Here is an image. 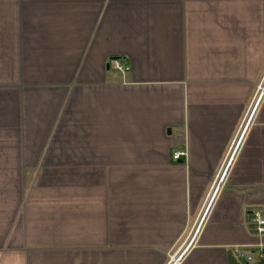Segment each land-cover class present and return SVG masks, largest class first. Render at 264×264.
Segmentation results:
<instances>
[{"label": "crops", "instance_id": "0c3cea01", "mask_svg": "<svg viewBox=\"0 0 264 264\" xmlns=\"http://www.w3.org/2000/svg\"><path fill=\"white\" fill-rule=\"evenodd\" d=\"M263 77L264 0H0V264H248Z\"/></svg>", "mask_w": 264, "mask_h": 264}, {"label": "built area", "instance_id": "2783aa9c", "mask_svg": "<svg viewBox=\"0 0 264 264\" xmlns=\"http://www.w3.org/2000/svg\"><path fill=\"white\" fill-rule=\"evenodd\" d=\"M109 66L122 72L125 73L128 69L129 66H127L126 64H124L123 60H121V58H111L109 60ZM263 86V89L259 90L260 87ZM264 95V83H262L261 85L258 86V90L256 93V103L254 104L249 116H248V121L246 123V126L250 120V117L253 115L255 108L257 106V104L259 103L260 99L263 97ZM245 126V128H246ZM245 128L243 129V132L241 133V135L238 136L237 141L235 143V145L233 144V146L231 147V151L229 152L228 157L226 158L224 165H225V169L222 171V174L219 176V178L217 177V182L215 184H218L217 187H215L213 193H212V197H214V195L216 194V192L218 191V188L225 176V172L228 169L232 159H233V155L235 150L237 149L239 142L242 139L243 133L245 131ZM183 156H186V152L185 151H181V150H176L173 152L172 154V158L173 160L177 161L179 159H181ZM251 226L254 230V233L256 234V236L259 238V242L251 249H245V248H241L239 246H236L233 248V253L236 256V258L240 261L246 262L248 264L251 263H262L264 261V213L261 210H255L252 215H251Z\"/></svg>", "mask_w": 264, "mask_h": 264}, {"label": "rangeland", "instance_id": "374dc122", "mask_svg": "<svg viewBox=\"0 0 264 264\" xmlns=\"http://www.w3.org/2000/svg\"><path fill=\"white\" fill-rule=\"evenodd\" d=\"M124 64H126L125 62H124ZM127 65V64H126ZM128 66V65H127ZM112 68V67H111ZM262 83H264V77H263V80H262V82H261V84ZM260 84V85H261ZM259 89H263V86L262 87H260ZM257 90H258V88L256 89V92H255V94H254V96H253V100H252V102H251V105H250V107H249V109H248V111H247V114H246V116L243 118V122L241 123V126H240V128H239V131H238V133H237V136L235 137V139L233 140V142H232V145H231V147L233 146V144L235 145V143H236V141H237V138H238V136L239 135H241V133L243 132V129L245 128V126H246V123H247V119H248V116H249V114H250V110H251V108L254 106V104L256 103V93H257ZM261 92V91H260ZM262 102H264V95H263V97L260 99V101H259V103L257 104V106H256V108H255V110L257 109V107L262 103ZM255 112V111H254ZM251 118H252V116L250 117V120H251ZM250 120H249V122H250ZM249 122H248V124H249ZM248 124H247V126H248ZM247 126H246V128H245V131H246V129H247ZM245 131H244V133H245ZM244 133H243V135H244ZM243 137V136H242ZM242 140V139H241ZM238 142V141H237ZM241 142V141H240ZM239 142V143H240ZM238 147H239V145H238ZM238 147H237V149H238ZM237 149L235 150V152H234V155H235V153H236V151H237ZM230 151H231V149H230ZM229 151V152H230ZM229 155V154H228ZM228 155H227V157H228ZM234 155H233V157H234ZM226 157V158H227ZM226 160V159H225ZM223 169V168H222ZM226 172H227V170H226ZM226 172H225V174H226ZM222 174V170L218 173V178H219V176ZM29 180H31V177L27 180H25V183H26V186L30 183V181ZM217 180V179H216ZM217 181H215L214 182V186H213V191H214V189H215V187H217V185L218 184H215ZM34 187H36L37 189H47V190H49V172L48 171H42L41 173H40V175H39V177L37 178V180H36V183H35V186ZM218 190H219V188H218ZM213 191L211 192V193H213ZM38 198H40V196H38ZM42 198V197H41ZM45 198H49V197H45Z\"/></svg>", "mask_w": 264, "mask_h": 264}, {"label": "bare ground", "instance_id": "6f19581e", "mask_svg": "<svg viewBox=\"0 0 264 264\" xmlns=\"http://www.w3.org/2000/svg\"><path fill=\"white\" fill-rule=\"evenodd\" d=\"M262 90V89H261Z\"/></svg>", "mask_w": 264, "mask_h": 264}]
</instances>
